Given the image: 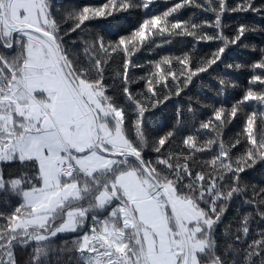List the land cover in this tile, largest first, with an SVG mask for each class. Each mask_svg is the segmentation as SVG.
I'll list each match as a JSON object with an SVG mask.
<instances>
[{
  "label": "snow or ice",
  "instance_id": "1",
  "mask_svg": "<svg viewBox=\"0 0 264 264\" xmlns=\"http://www.w3.org/2000/svg\"><path fill=\"white\" fill-rule=\"evenodd\" d=\"M193 2L182 0L162 15L145 19L130 37H121L116 45L105 47L102 36L91 42L82 40L81 53L65 46L52 0H0V165L19 162L34 173L30 176L23 172L19 177L6 179L0 167V195L22 201L6 218L7 223L0 225V264H16L14 248H27L32 242L36 247L30 264H52L50 257L54 253L58 254L55 264H64L59 257L65 254L67 264H264V231L259 233V239L246 244L241 255H234L241 253L236 242L250 232L252 212L241 216L234 242L226 243L223 251L215 234L233 197H248L250 187L251 197L244 203L255 205V214L264 219V188L257 191L256 186L241 183L242 173L258 162L264 163V127L256 130L257 113L253 111L247 117L243 129L250 147L235 159L230 157V151L240 144L239 138L230 148L222 137L210 139L199 148L194 136L184 138V151L189 155L219 145V154L204 162L213 168L219 165L215 175L194 173L188 155L182 157V164L171 163L181 158L179 151H170L165 157L158 155L156 164L165 166L173 177L170 179L143 158L148 145L144 103L134 99L127 86L123 88L128 100L137 105L130 138L124 109L106 95L103 65L109 61H101L95 55L99 48L110 58L121 48L130 56L129 46L135 49L137 43L149 39L146 31L195 36L194 30L201 25L176 22L168 27V17ZM153 3L154 0H141L145 9ZM218 3L219 12L212 25L216 28L221 27V17L228 10L226 0ZM207 4L205 10L216 12L211 7L212 0H207ZM132 7V0H108L99 9L84 7L75 15L73 9L63 23L71 21L74 26L64 35L75 33L85 21ZM231 11L264 12V7L257 8L255 0H241ZM251 30L240 24L231 41L222 34L215 37L225 41V46L211 60L203 61L207 67H198L197 71L190 70V58H178V63L188 68L187 74L181 73L184 86L198 72L216 64L228 43H238ZM162 63L168 65L169 74L177 82L176 95H180L170 60L164 58ZM129 64L130 60L124 63L125 84ZM156 67L160 69V64ZM252 67L264 70V58ZM160 75L163 76L162 69ZM257 82L264 85L259 75L249 81L252 85ZM149 91L151 96L146 102L152 107L171 96L169 92L158 98L151 81ZM246 103L264 107V92L257 94L249 88L230 110H215L220 128L231 122L226 116L235 118ZM180 121L178 111L176 124ZM211 127V121L202 122L197 132ZM174 129L175 125L156 141V153H161L171 141ZM229 176L231 184L225 189L222 182ZM89 217L91 228L72 239L71 247L68 241L60 248L53 245L59 234L84 229ZM224 231L230 232V226Z\"/></svg>",
  "mask_w": 264,
  "mask_h": 264
},
{
  "label": "trees",
  "instance_id": "2",
  "mask_svg": "<svg viewBox=\"0 0 264 264\" xmlns=\"http://www.w3.org/2000/svg\"><path fill=\"white\" fill-rule=\"evenodd\" d=\"M54 5V15L61 22V35L64 36V44L70 51H80L84 47L82 40L95 41L98 36L104 38L105 47L109 44L116 45L121 37H130L136 31L145 19H151L152 16L162 15L163 12L173 7L175 4L181 3L182 0H154L148 9L143 8L141 0H132L134 7L127 11H117L111 16H99L88 21L78 29L75 33L64 35L74 25L71 21L63 23L66 14L69 12L78 13L84 7L99 9L108 0H52ZM241 0H226L227 9L221 17V27L216 28L212 25L215 23L216 13L219 12L218 0H212L211 7L216 9V12L205 10L209 7L207 0H194L193 3L182 7L177 13L168 17V27L176 22H191L201 25L195 31V36H184L170 34L169 32L158 33L152 30L151 33L146 31L149 39L145 42L137 43L135 49L130 50L132 54L126 56L121 48H117L116 52L109 56L96 49V58L101 61H109L104 64V85L106 86V95L114 98L118 107H122L125 113V128L129 137L133 136V122L137 119V105L129 101L123 92L125 86L134 99H140L146 107L145 112V132L148 138V145L143 150V158L146 161H151L153 166L162 175H168V178H173L166 170L164 165L156 164L158 155L165 157L170 151L181 152L179 160L173 159L171 163H183V156H189L190 167L193 172L201 171L206 176L211 173L216 174L219 169L217 164L215 168L205 164V161H211L212 158L219 154L220 148L218 144H213L210 148H205L204 151L193 152L189 155L184 151L185 145L183 140L185 137L192 135L196 139L197 147H201L210 139H220L222 137L226 147L235 143L239 138L240 144L230 151V157L235 159L242 155L246 149L250 147L246 136L243 133L246 119L253 111L256 116V130L259 131L264 127V107H260L257 103L244 104L241 106L238 115L235 118L226 116L230 119V123H226L220 128V122L215 119V110L223 107L230 110L231 106L242 99L249 88L255 93L264 92V85L257 82L252 85L249 83L253 76H261L264 80V70L253 69L252 65L261 61L264 58V12L247 11L233 12ZM141 5V6H135ZM196 5H200L197 7ZM257 8L264 7V0H255ZM240 24L247 25L251 31L245 33L241 40L236 44L228 43V47L222 54L221 59L216 64L212 65L205 72H198L192 78L191 83L185 87V78L181 73L187 74L188 68L185 65L178 63L186 57L190 58V70L197 71L198 67H207L203 63L205 60H211L214 53L221 47L225 46V41L216 39L219 35H223L227 41H231L237 35V29ZM190 31L193 29L189 28ZM176 31H182L176 30ZM204 37H214L213 39H200ZM111 49H109L110 51ZM164 58H168L171 62V72L175 73L180 85V95H176V81H173L172 75L169 74L168 65L162 63ZM81 61L84 56L81 54ZM130 60L128 67V81L125 84L123 79L124 63ZM160 64V69L163 70V76L160 75V69L156 67ZM239 64L242 67L237 69L231 65ZM164 77H166L167 87H164ZM225 83L221 84L220 81ZM149 81L157 93L158 98L162 99L165 94L171 92L169 100L162 104L152 107L146 100L151 96L149 91ZM154 103V101H153ZM191 109V110H190ZM181 113V121L176 124L177 112ZM211 121L210 129H200L202 122ZM174 129V136L171 141L161 150V153H156L154 149L158 146L156 141L170 130ZM217 133L220 135L218 136ZM238 134H240L238 136ZM4 169L5 178L19 177L23 172H28L31 176L34 173L29 171V166L21 165L19 162L0 165ZM223 186L227 189L231 184V177H227L223 182ZM241 183L254 185L256 190L264 188V163L258 162L254 167L248 168L241 174ZM27 187V185H25ZM251 197V187L248 189V197L234 196L227 214L222 222L215 230L216 238L220 244V250L223 251L226 243L234 242L236 227L241 216L245 213L252 212L249 227L250 232L247 237H241L239 242H236V247L242 249L246 244H250L253 239H259V233L264 231V219L255 214V205L244 203V199ZM22 201L16 197L0 195V214H3V219H0V225L7 223V217L11 216L15 207ZM92 226L91 218L89 217L84 229L78 233L59 234L53 241L56 248L64 245L68 241V246L71 247V241L77 235H82L84 231H89ZM230 226V232H225L224 229ZM36 247L32 242L27 248L16 246L14 248L16 264H30L33 249ZM58 254L54 253L50 259L52 264H55ZM64 264H67V254L59 257ZM231 259V257H229Z\"/></svg>",
  "mask_w": 264,
  "mask_h": 264
}]
</instances>
